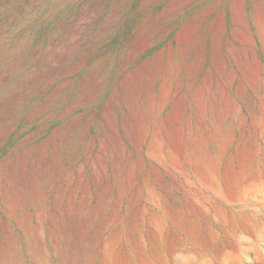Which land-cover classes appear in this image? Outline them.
<instances>
[{
  "label": "rangeland",
  "instance_id": "rangeland-1",
  "mask_svg": "<svg viewBox=\"0 0 264 264\" xmlns=\"http://www.w3.org/2000/svg\"><path fill=\"white\" fill-rule=\"evenodd\" d=\"M0 264H264V0H0Z\"/></svg>",
  "mask_w": 264,
  "mask_h": 264
}]
</instances>
